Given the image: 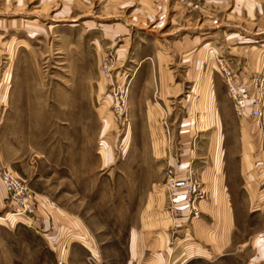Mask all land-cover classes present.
<instances>
[{
	"label": "rangeland",
	"instance_id": "1",
	"mask_svg": "<svg viewBox=\"0 0 264 264\" xmlns=\"http://www.w3.org/2000/svg\"><path fill=\"white\" fill-rule=\"evenodd\" d=\"M255 1L259 13L251 0H0V160L54 210L21 223L1 219L5 205L0 264H144L130 228L152 186L164 191L163 149L178 130L205 143L218 128L227 143L249 134L256 144L249 195L232 170L228 264H264V119L236 114L217 67L264 77Z\"/></svg>",
	"mask_w": 264,
	"mask_h": 264
},
{
	"label": "crops",
	"instance_id": "2",
	"mask_svg": "<svg viewBox=\"0 0 264 264\" xmlns=\"http://www.w3.org/2000/svg\"><path fill=\"white\" fill-rule=\"evenodd\" d=\"M246 7H253L259 13L260 3L251 0L246 3ZM259 18L253 13L241 17L245 20ZM149 114L147 106L145 116L148 117ZM158 118L159 116L153 118L152 123L155 124ZM179 126L182 127V124ZM177 132L176 141L167 143V148L163 149L165 169L171 167L179 176H184L188 170L192 172L196 182L206 192L205 197L197 203L200 217L193 219L189 216V208L181 195L177 197L181 214L177 218L171 217L165 209V190L162 191L157 184L153 185L139 221L130 228L129 245L131 253L135 251L134 261L145 258L144 264H164L169 258H174L181 264L203 258L214 262L213 264H228L237 250L234 243L237 202L234 199L236 190L230 185L232 170L233 166L238 167L243 181V185L239 187L243 190L242 194L249 195L247 183L252 181L253 176H250V171L254 160L255 141L250 139L249 134H245V139L235 144L227 143L224 131L218 128L205 143L197 139L185 142L180 138L181 130ZM0 163L12 169L10 164L1 160ZM33 191L36 195V213L42 212L51 216L54 210L45 195ZM6 197L0 182V210L4 209ZM43 221L46 225V221ZM172 237H177L179 241L176 242L174 252L170 254L169 244ZM259 240L264 243L262 236L255 242L260 244ZM262 245L264 248V244ZM254 258H250L246 264H255Z\"/></svg>",
	"mask_w": 264,
	"mask_h": 264
},
{
	"label": "built area",
	"instance_id": "3",
	"mask_svg": "<svg viewBox=\"0 0 264 264\" xmlns=\"http://www.w3.org/2000/svg\"><path fill=\"white\" fill-rule=\"evenodd\" d=\"M217 67L223 77L227 94L232 100L236 114L243 115L250 107V116L258 125L262 124L264 119V77L262 75L255 78L251 76L249 78L251 81L240 79L231 62L225 59H220ZM0 182L7 194L5 205L9 209L4 213L6 218L1 217V219L13 217L16 222L35 223L37 206L34 191L15 171L2 163H0ZM163 188L166 193L165 209L171 217L177 218L181 214L177 204V197L180 195L189 208V216L193 219L200 217L197 203L205 197V191L196 182L191 171L188 170L184 176H179L173 168H166L163 173ZM262 238L264 242V233ZM175 239L177 238H174L173 244ZM172 249L170 250L171 254L174 252Z\"/></svg>",
	"mask_w": 264,
	"mask_h": 264
}]
</instances>
